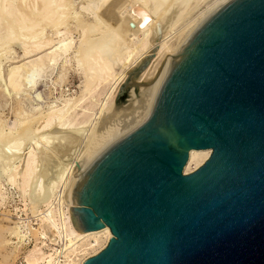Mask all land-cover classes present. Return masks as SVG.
I'll list each match as a JSON object with an SVG mask.
<instances>
[{
	"label": "water",
	"instance_id": "obj_1",
	"mask_svg": "<svg viewBox=\"0 0 264 264\" xmlns=\"http://www.w3.org/2000/svg\"><path fill=\"white\" fill-rule=\"evenodd\" d=\"M154 51L125 73L101 123L146 118L68 193L77 231L111 233L81 264H264V0L213 8L141 93L135 77ZM206 148L183 172L188 151Z\"/></svg>",
	"mask_w": 264,
	"mask_h": 264
},
{
	"label": "bare ground",
	"instance_id": "obj_2",
	"mask_svg": "<svg viewBox=\"0 0 264 264\" xmlns=\"http://www.w3.org/2000/svg\"><path fill=\"white\" fill-rule=\"evenodd\" d=\"M23 1L24 0H0V21L5 18L11 19L13 21V24L15 23V25H18L20 28L22 27L30 28L31 30L28 29L29 32L37 27L36 31L34 30L35 32H33L34 34L29 33L30 38H25L26 41L27 40L29 41L24 43L25 45H22V47L24 46L23 47L24 55H25L24 58L28 59V61L17 63L12 67L13 70H11V72L9 71L8 73L10 85L15 90H20V88L24 89L22 88L23 86L25 88L26 87L32 88L37 80L36 77L37 74H39L38 72L41 71L46 66L48 67L50 66V68H53L54 66L51 67V65L56 61V59L61 54H65L66 51L69 50L68 49L70 48L69 46H71L70 38L66 37L65 38L66 41L62 42L60 46L58 44L57 45L58 47L52 49L51 46V44L53 43L52 39L50 37H43L41 33H36L39 27L40 26L42 27L44 23L46 26L48 25V27L50 26V24L53 27H56L57 32L60 33V27L65 24L67 19H69L68 18L69 16H66L65 14L71 13L70 12L71 11L70 9H72L71 0H30V1L25 0V2ZM223 1L225 0H215V1L213 0L205 7V9L203 8L204 9L203 11L201 10L199 14H196V16H192V17L190 16L191 18L189 19H186L187 16L183 17V20L184 21L186 20L185 22L183 21L184 25L181 24L182 27L180 30L178 29L180 26H177L176 28L179 31L175 33L173 36H170L169 31L171 30L170 29L171 23L176 18H178L179 15L183 13L184 9L190 6L192 0H81L79 4L80 11L87 13V15H90L93 18V21H91L92 23H84L82 21H79L78 23V29L80 32L79 35L80 37H82V41L80 43L78 50V61L84 73L87 87L89 89H95L99 85H104L110 81H113L111 85L112 86L115 85L114 88L116 92L118 84L124 76L123 75L124 68L128 65L133 66L143 55H145L150 49L155 47V51L153 52V54L150 56V58L147 60V62L144 64V66L141 68V70L138 72L137 76L135 77L136 85L139 82L142 83L140 84L141 86L137 85V87L139 86V88H142L144 90L151 82V80L162 72L167 61L175 52V50L183 41L185 36L191 30V28L194 27L205 15H207L213 8L221 4ZM129 22H132V24H130ZM15 29L17 30L18 28L16 27ZM51 30H55V29L52 28ZM37 34L39 35L36 36ZM14 35L9 34L6 35V37H0V41L2 39H8L10 41L11 39L14 38ZM25 35L27 34H24L23 36ZM18 36L16 34L15 37ZM115 41L117 42L121 41L123 44H125V48H126V51H124L125 54L122 52L123 49L121 50L122 55L119 54L122 45H119V47L121 46V48L118 49L119 50L117 51L118 54H116V51L114 49ZM49 49H51V51L42 54L39 58L30 59L32 56L43 53ZM45 70L46 69H44V71ZM68 104L69 101H66L62 107L56 110L52 109L53 111H51L50 113L44 116L42 115L43 119L40 122H44V123L39 122L40 125L43 124L41 127L43 129L44 127L46 128L48 126H51L50 124H52V121H54L55 118H58L60 121L58 119H56V121H58V123L60 122V125L57 124L60 130L66 131V133L64 132L63 134H61L60 138H62L64 135L66 137L67 135L66 137L67 140H64L66 142L65 143L63 142L65 145L61 146L59 143L61 148L60 150H57L59 149L57 147V149H55L57 150V152L53 149L56 152L55 157L59 156V158L56 161L55 160L52 161L53 159H51L49 162H47V164L50 163L48 164L49 172H45L47 175H44L45 176L44 178L48 179L46 183L48 184L46 186H49V188H47L48 192H50L49 189L53 191L56 188L57 183L60 180L63 171L67 170V168L71 166V163L76 162V164L74 163L75 167L73 168L72 166V168L70 169V170L74 169L73 177L72 176L70 177L72 179L69 178L71 182L69 183L68 187L64 185L66 187L65 206H64L65 211L62 212V215L60 214L62 216L60 220L61 222L60 225L62 224L65 235L68 239V244L66 247H64V251L62 252L64 256V259L62 261L57 262L55 260V257H53L52 253L47 254L45 256L44 253L40 252L39 254L42 255L40 259L42 261H40L36 257H32L31 260H28L29 264H81L85 257L94 254L106 243L108 237L111 235L106 225L96 229H87L81 232L77 231L73 227L68 213V205L74 206L75 204L68 203V193L75 184V182L77 181V179L79 178V176L81 175V173L83 172V170L103 148H105L115 138L129 131L133 127L137 126L147 116L145 109L143 108L141 113L134 119L133 122L118 120V121L102 123V124H107V123L110 124L113 122H118L117 123L118 126L114 124L115 126L113 127L115 128H113V130L110 128L112 131L110 130L109 132H106L105 135L103 133L102 138L95 143V146H93L92 150L88 154L85 153L86 155L81 153L84 155L83 157H81V155L78 152H76L77 147H75L73 144L75 142L74 140L77 138L78 132L80 131L76 130V131H72L73 132L72 133L71 130L69 131V129L75 128L74 124L78 126L82 124L84 121L79 122L78 120L71 118L70 110L74 107L72 105L68 106ZM106 109L109 110V107ZM88 110L89 109H84L83 115H85L88 112ZM42 117L40 116V118ZM28 120L29 119H27V121ZM19 122L17 121V123ZM40 125L37 124V127ZM37 130H39V128L36 129L35 132ZM55 131L57 132V130H54V132ZM74 132L76 133L74 134ZM7 135L11 136L12 134L9 135L8 129L6 130V127L4 129L3 124L0 125V138H3ZM52 135H50L49 137H51ZM11 141L12 140H10L9 143H12ZM17 141L19 140L17 139ZM19 142H22V140L20 139ZM57 142L58 141H56V143ZM56 143L54 144L55 146L57 145ZM16 146H17L16 143L11 145V147H13L14 149ZM18 151H20V149ZM209 151H210L209 148L188 151V156L186 162L183 165L182 170L184 172H187L189 170L190 164L193 162L196 165L200 164L207 157ZM16 154L18 153L16 152ZM36 154H37L36 151L31 148V150L29 149V151L24 155H20L22 156L21 157L22 159L17 167L14 166L15 168H13L12 170H9L8 168L6 169L5 167L2 168L3 170H1L3 174L7 175V179L9 180V182L17 186L18 188L17 190H19L22 196H25L26 191H28L27 189L32 187V183L34 181L37 182V180L34 179L35 175L39 171L37 170L35 174V169H36L35 167H37L35 163L37 162L36 160H38L37 157L38 155ZM49 154H51V152ZM70 157L74 158V160L71 161V163L68 162V159ZM1 159L3 158L0 157V165H3L4 162L2 163V161L4 159L2 161ZM41 161L43 162V160ZM70 174L72 175V173ZM38 175L40 178L41 177L40 175L42 174L38 173ZM61 179L63 180V178ZM43 182L40 181V183H38L39 185L37 184L38 188L35 185L36 190L39 189L37 191H40L39 187ZM42 188H43L42 190H44V186ZM2 189H3L2 184L0 183V197L3 194ZM47 189L44 190V192L47 191ZM33 190L31 191V193H33ZM39 193L36 192L37 197ZM36 194H33L32 197H34V195ZM52 199L54 203H57V196L56 197L53 196ZM37 201L38 200L32 202L37 203ZM34 203L31 204L36 205ZM60 213H61V209H60ZM41 220H42L41 226H42L43 234H45V237H48L49 240L51 241H56L57 237L59 236V230L55 220L54 211L50 209L47 213H44ZM9 233L10 235L16 236L19 239V241H23V237H26V235L24 236L15 227H10ZM102 238H104L103 241ZM43 245L45 246L46 244L43 243Z\"/></svg>",
	"mask_w": 264,
	"mask_h": 264
},
{
	"label": "rangeland",
	"instance_id": "obj_3",
	"mask_svg": "<svg viewBox=\"0 0 264 264\" xmlns=\"http://www.w3.org/2000/svg\"><path fill=\"white\" fill-rule=\"evenodd\" d=\"M212 1L213 0H200V1L192 0L190 6L184 9L183 13L179 15V17L176 18L171 23L170 26L171 32L169 31V35L173 36L181 29L182 27L181 24L184 25V22L186 21L183 20V17L187 16L186 19H189L192 16H196V14H199L201 10L203 11L205 7ZM23 2H25V0ZM80 2L81 0H71L72 3L71 6L72 9H70L71 13L65 14L66 16H69L68 17L69 19H67L65 24L60 27V33L57 32L56 27H53L51 24L50 26L55 30H51L52 28L50 26L49 28L48 25L46 26L45 23L42 25V27L40 26L41 29L38 26L39 29L36 33H41L43 37H50L53 42L51 44L52 49L58 47L57 46L58 44L60 46L62 42L66 41L65 40L66 37L70 38L71 46H69L70 48H68L69 49L67 50L68 52L66 51L65 54H61L56 59L55 61L56 63L55 62L53 63L55 65L53 64L51 65V67L54 66L53 68H50V66L49 67L46 66L41 71L38 72L39 74H37L36 77L37 80L32 88L31 87L25 88L23 86L22 88L24 89L20 88V90H15L10 85L8 73L9 71L11 72V70H13L12 67L17 63L28 61V59L24 58L25 57L24 49H23L24 46L22 47V45H25L24 43L29 41V40L26 41L25 38H30V34H34L33 32L36 31L37 27L34 29L35 31L32 30L29 32L28 29L30 28H24V27L20 28L18 25H15V23L13 24V21L11 19L5 18L0 21V37H6V35L9 34H13V35L15 34L14 38L11 39L10 41L8 39H2L0 41V125L3 124V128L5 129L6 127V130L8 129L9 135L12 134L11 136L7 135L3 138H0V157L4 159V160L1 159V161L3 160L2 163L4 162L3 165H0L1 166L0 183L2 184V188H3L2 189L3 194L0 197V264H29L28 260H31L32 257H36L40 261H42L40 259L42 257V255L39 254L40 252L44 253L45 256L47 254L52 253L53 257H55V260L57 262L62 261L64 259L62 252L64 251V247H66L68 244V239L65 235L62 224L60 225L61 223L60 220L62 217L61 216L62 212L65 211L64 206H65L66 187H68L69 183L71 182L70 179L72 178L70 177L71 176L73 177L74 169L73 170L70 169L72 168V166L73 168L75 167L76 162L71 163V161L74 160V158L72 157L68 159V162L71 163V166L67 168V170L63 171L61 176L63 180L60 178L59 180L60 182L58 181L56 188L53 191L49 189L50 192H48L47 188H49V186H46L48 185L46 184L48 179L44 178L45 177L44 175H47L45 172H49L48 164L50 163L47 164V162H49L51 159H53L52 161L54 160L56 161L59 158V156L55 157L56 152L57 150H60L61 146L65 145L64 143L66 141L64 140H67L66 138L67 135L66 137L65 135L64 136L62 135L63 137L60 138L61 134H63L64 132L66 133V131L60 130L59 126L57 125V124L60 125V122L58 123V121H56V119L58 118H55L54 121H52V124H50L51 126H48L46 128L44 127L42 129L41 127L43 124L40 125V123H44V122H40L43 119L42 115L44 116L50 113L51 111L62 107L66 101H69L68 106L72 105L74 107L71 109L73 112L70 110L71 118L76 119L79 122L84 121L82 124L78 126L74 124L75 128L69 129V131L71 130V132L76 130L80 131L77 134V138L74 140L75 142L73 141L74 143L73 142L72 143L74 144L75 147H77V149L75 147L74 148L76 149V152H78L81 155V157L86 155L85 153L88 154L92 150L93 146H95V143L102 138L103 133L105 135L106 132H109L111 129L113 130V128H115L113 126L117 125L118 123V122H113L110 124L101 123L102 115L110 114L111 110L113 109V100L116 93L114 88L115 85L113 86L111 85L113 81H110L104 85H99L95 89H89L86 84L84 73L81 69V66L79 65L78 50L80 43L82 41V37H80L79 35L80 32L78 29V23L79 21H82L84 23H92L91 21H93V18L90 15H87V13L80 11L79 8ZM177 26H180L178 28L179 30L176 28ZM16 27L19 30L18 29L16 30L15 29ZM24 29L27 31H25ZM16 34L17 36L18 35L19 36L15 37ZM24 34L27 35L23 36ZM38 35L39 34H37L36 36ZM119 45H122V48L121 46L119 47ZM114 46L117 48L116 49L114 47L116 54H118L117 51H119L118 50L119 48H121L119 51L120 52L119 54L121 55L122 52L124 53V51H126L125 44H123L121 41L120 42L115 41ZM49 51H51V49L43 53H40L38 55L32 56L30 59L39 58L42 54ZM131 67H132L131 65L126 66L124 68L123 75H125V73ZM44 69L46 70L44 71ZM140 84L142 83L140 82L137 83V85ZM139 90L141 91V93L144 91L142 88H139ZM108 107L109 110L106 109ZM84 109H89L85 115H83ZM104 109L107 111H105ZM40 116L42 118H40ZM27 119L29 120L27 121ZM17 121L20 122L17 123ZM37 124L40 126L37 127ZM38 128L39 130L35 132V130ZM53 129L57 130V132L56 131L54 132ZM75 133L76 132H74V134ZM50 135H52L51 136L52 138L49 137ZM17 139L19 141L21 139L22 142L17 141ZM10 140H12L11 141L12 143H9ZM56 141L58 142L56 143ZM14 143H16L17 145L15 149L11 147V145ZM55 143L57 144L56 146L54 145ZM59 143L61 146L59 145ZM57 147L59 149H57ZM31 148L34 149L37 153L36 155H38L37 156L38 160L36 161L39 162L36 163L38 165L40 164L38 166L35 163V165L37 166L35 167L36 168L35 174L36 171L39 170L40 172L38 171V173L42 174L43 176L40 175L41 177L39 178V175L37 173L34 178L35 180H37V182L34 181L32 183V187L27 189L28 191H26L25 196H22L19 190H17L18 189L17 186L11 184L7 179V175L3 174L1 170H3L2 168L5 167L6 169L8 168L9 170H12L13 168L17 167L22 159L21 158L22 156L20 155H24L29 151V149L31 150ZM19 149L20 151H18ZM53 149L54 150L57 149L55 150L56 152ZM16 152L18 154H16ZM50 152L51 154H49ZM81 153H83L84 155ZM41 160H43V162ZM196 166L197 165L194 162L191 163L188 171L192 170ZM70 173H72V175ZM39 180L41 182L44 181L41 185H43L44 190L47 189V191L44 192V190H42L43 186L41 185L39 187L40 191H37L39 189L36 190V187L38 188L39 185L38 183H40ZM64 185H66V187ZM32 190L33 193H31ZM35 191L38 193L40 192L38 194V197ZM33 194L36 195L32 197ZM53 196L55 197L57 196V203L53 202L52 199ZM35 200H38L37 203H34ZM31 203H34L36 205H32ZM50 209L54 211L55 220L59 230V236L57 237L56 241H51L49 240L48 237H45V234H43V230L41 226L42 223L41 218L43 217L44 213H47ZM60 209H61V213H60ZM10 227H15L24 236L26 235V237H23L24 242L19 241V239L16 236L10 235L9 233ZM103 240L104 238H102V241ZM43 243H45L46 245L44 246Z\"/></svg>",
	"mask_w": 264,
	"mask_h": 264
}]
</instances>
